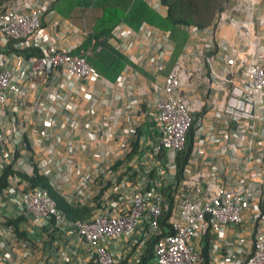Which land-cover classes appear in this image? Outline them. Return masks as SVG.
I'll return each instance as SVG.
<instances>
[{
    "label": "built area",
    "instance_id": "2783aa9c",
    "mask_svg": "<svg viewBox=\"0 0 264 264\" xmlns=\"http://www.w3.org/2000/svg\"><path fill=\"white\" fill-rule=\"evenodd\" d=\"M54 1L0 6L4 48L42 52L26 58L8 49L21 60L15 68L0 58V108L10 95L17 99L8 130L0 111V170L36 168L66 205L91 211L73 220L49 189L10 177L0 192L9 212H0V264H119L121 246L107 244L114 240L135 251L138 264L149 242L151 264H202L201 240L221 239L248 213L252 248L229 264H264V46L252 19L258 0H233L210 25L184 27L188 40L175 58L168 31L116 25L111 41L124 66L114 82L94 72L83 53L44 39L42 16ZM149 4L166 14L157 0ZM50 73L72 94L51 89L47 102L28 109L21 79L33 88ZM32 110L45 154L19 165V150L32 143L25 120ZM194 120L179 176L176 155ZM24 216L45 230L38 241L17 233Z\"/></svg>",
    "mask_w": 264,
    "mask_h": 264
},
{
    "label": "trees",
    "instance_id": "16d2710c",
    "mask_svg": "<svg viewBox=\"0 0 264 264\" xmlns=\"http://www.w3.org/2000/svg\"><path fill=\"white\" fill-rule=\"evenodd\" d=\"M5 0H0V6ZM223 0H161L168 7L165 17L153 11L143 0H56L51 8L63 18L79 22L83 28L90 31L85 40L74 48L72 54H81L91 49V54L85 55V59L91 69L107 82H114L123 69L122 56L109 44L112 29L120 22L132 27H137L141 22H148L166 31H170L175 43V54H178L187 42V36L181 27L188 24L204 26L209 24L215 12L221 7ZM10 48V47H9ZM17 56L26 58L39 57L42 52L37 47L28 49H9ZM193 125L188 133L184 150L176 155L177 174L182 175L190 157L193 135ZM17 177L31 187L49 189L51 195L57 198L58 205L73 220L85 218L90 211L87 208H77L66 205L61 196L49 185L48 178L41 175L36 168L31 174L15 171L9 165L0 172V192L8 186L10 177ZM264 209H261V215ZM167 214H164V219ZM7 220L15 229V221ZM166 228L167 224L164 225ZM18 232V230H17ZM207 236L205 243H208ZM205 248H202L204 256ZM154 259L151 243H147L139 264H151ZM125 264V261L119 262Z\"/></svg>",
    "mask_w": 264,
    "mask_h": 264
},
{
    "label": "crops",
    "instance_id": "0c3cea01",
    "mask_svg": "<svg viewBox=\"0 0 264 264\" xmlns=\"http://www.w3.org/2000/svg\"><path fill=\"white\" fill-rule=\"evenodd\" d=\"M56 0L54 1V3ZM53 5V4H52ZM253 17L255 23V32H258L259 36L261 37V41L264 44V0H258L257 5L254 8ZM42 25H43V31H44V39H52L54 42L58 44L61 48L65 49H74L84 39V32L83 27L79 22L71 21L66 18H63L55 12L52 8H45L43 16H42ZM79 29V30H78ZM4 39L0 36V58H5V63L8 66V68H15L19 65L21 60L19 58H16L15 56L11 55L12 53L8 51L9 48H4ZM264 50V48H263ZM262 50V51H263ZM11 53V54H9ZM264 53V51H263ZM61 80V77L57 74L50 73L47 75L46 79L41 82H37L35 87H30L28 83H26V79H21V87L26 93L25 102L28 106V109L31 110V106L34 105H41L46 101L47 93L51 89H59L63 92L72 94L71 89L65 88V85L58 86L59 81ZM93 82V81H92ZM143 86L148 85L147 81L141 82ZM95 84V86H94ZM93 86L100 88V85L98 82L94 83ZM86 88V86H85ZM17 105V99L10 95L8 97V100L6 101V104L0 108L1 113L7 118V122L5 123V128L8 130L10 128V118L13 116V107ZM22 108V107H21ZM104 114V112H103ZM37 116L38 113L34 110L30 111L28 114H26V122L28 128V138L29 141L32 143H29L26 145L25 148H21L19 150V165L20 163L24 161H34L38 159V157L44 156L45 151V143L43 145L37 144V140L40 139V129H42V126L40 123L37 122ZM12 142L10 140V143H8V146H11ZM63 147L61 146V150ZM86 160V159H85ZM83 160L82 163H85L86 161ZM20 170L29 174L28 167H21L19 166ZM2 170H0L1 172ZM0 212L2 213L1 216L8 215L7 208L3 205H0ZM5 215H3L4 213ZM89 213V212H88ZM87 213V214H88ZM10 216V214H9ZM87 216V215H86ZM85 216V217H86ZM21 225H19L18 234L20 237H27L31 238V240H39L41 232H45L43 228H37L32 222L31 217L24 216L23 220H20ZM251 221H250V215L249 213L246 215L244 220V225H241L237 227L236 229H226L221 237V239H217L215 235L211 234L208 238V243H205L206 239L201 240L200 247L205 248L204 256H203V263L202 264H220V260H225V264H229L230 261H232L234 258H245L247 252L252 248V237L250 234V228ZM43 234V233H42ZM32 243H34L32 241ZM122 240L120 242L114 240L109 241L107 244L109 245V248H112L114 245H120L121 247H117V252L120 254L122 253L120 257V261H125V264H138L137 263V255L135 251H130L128 249H125V247H122L121 245ZM215 244V246L218 248V251L216 254H212V246ZM40 245H38L39 247ZM42 248L40 249V254H37L34 258H37L41 255ZM129 255H128V254ZM141 259V256L138 257ZM140 261V260H139ZM153 262V259L150 263Z\"/></svg>",
    "mask_w": 264,
    "mask_h": 264
},
{
    "label": "clouds",
    "instance_id": "9594fccd",
    "mask_svg": "<svg viewBox=\"0 0 264 264\" xmlns=\"http://www.w3.org/2000/svg\"><path fill=\"white\" fill-rule=\"evenodd\" d=\"M147 5H148V7H150L153 11H155L157 14H159L160 16H162V17H165L166 15H167V13H168V7L166 6V5H164L162 2H161V0H157L160 4H161V6H163L164 8H166L167 9V12H166V14L165 15H163V14H161V13H159V12H157L150 4H149V0H143ZM230 1H228L227 3H229ZM257 5V4H256ZM52 6V5H51ZM51 6H50V9H51ZM255 8V7H254ZM223 9V5L221 6V8H220V10L219 11H217L215 14H214V16H213V18L211 19V21H210V23L209 24H206V25H204V26H207V25H210L211 24V22L213 21V19H214V17H215V15L218 13V12H220L221 10ZM253 13H254V9H253ZM253 15V14H252ZM253 20H254V17L252 18ZM254 23H255V21H253ZM120 23H123V24H125L126 26H128V27H130L131 29H133V30H137L138 28H139V26L142 24V23H146V24H148V25H151V26H154V25H152V24H150V23H148V22H141L137 27H132V26H130V25H128V24H126V23H124V22H120ZM120 23H118V24H120ZM117 24V25H118ZM190 25H193V26H197V27H204V26H199V25H197V24H188V25H184V26H182L181 27V29H182V31L186 34V32L184 31V27H186V26H190ZM42 27H43V25H42ZM154 27H157V26H154ZM157 28H159V27H157ZM114 29V28H113ZM112 29V30H113ZM159 29H161V28H159ZM254 29H255V25H254ZM161 30H164V29H161ZM164 31H166V30H164ZM83 32H84V39L83 40H85V38H86V36L88 35V33L90 32V31H88V30H86L85 28L83 29ZM112 32V31H111ZM169 33H170V38H171V41L173 42V44H174V48H175V43H174V40H173V38H172V34H171V32L170 31H168ZM256 33H258V32H256ZM186 36H187V34H186ZM187 40H188V36H187ZM109 44L119 53V51H118V49L114 46V44H113V42L111 41V35H110V39H109ZM184 46V45H183ZM10 49V48H9ZM73 50V49H72ZM71 50V51H72ZM91 49H88L87 51H85L83 54H84V57H85V55H89V54H91ZM86 52H88L89 54H86ZM82 54V53H81ZM120 54V53H119ZM121 55V54H120ZM177 54H175V51H174V58H175V56H176ZM122 56V55H121ZM123 58V57H122ZM123 64H124V58H123ZM169 68H170V66H168V68H167V70H169ZM80 208H84V207H80ZM87 209H89L90 211H91V208H89V207H86ZM89 211V212H90Z\"/></svg>",
    "mask_w": 264,
    "mask_h": 264
},
{
    "label": "rangeland",
    "instance_id": "374dc122",
    "mask_svg": "<svg viewBox=\"0 0 264 264\" xmlns=\"http://www.w3.org/2000/svg\"><path fill=\"white\" fill-rule=\"evenodd\" d=\"M228 1H230V3H233V0H223L222 3H221V6L224 5L225 3H227ZM220 8H221V7H220ZM220 8H219L217 11H219ZM217 11H216V12H217ZM216 12H215V13H216ZM263 46H264V44L262 43V45H261V49L263 48ZM173 59H174V58H173ZM208 113H209V115H207L206 120H208V116H210V114H211L212 112H208Z\"/></svg>",
    "mask_w": 264,
    "mask_h": 264
}]
</instances>
